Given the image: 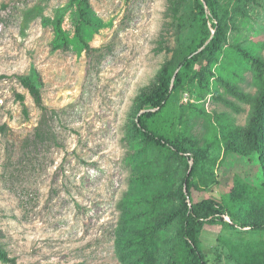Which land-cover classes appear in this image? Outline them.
Here are the masks:
<instances>
[{
    "label": "rangeland",
    "instance_id": "rangeland-1",
    "mask_svg": "<svg viewBox=\"0 0 264 264\" xmlns=\"http://www.w3.org/2000/svg\"><path fill=\"white\" fill-rule=\"evenodd\" d=\"M88 2L90 51L74 31L78 0H0V249L9 257L0 264H125L131 251L130 264L174 262L180 218L168 217L180 208L185 160L134 135L132 125L141 89L181 61L195 30L193 1L162 51L166 0ZM220 14L221 53L204 57L177 94L190 104L170 135L184 133L200 161L195 180L205 190L194 198L211 196L236 217L264 221V134L260 161L229 132L247 124L250 106L226 83L244 93L256 88L250 71L219 68L230 47L243 60L264 59V0H220ZM19 76L39 86L43 109ZM164 220L152 234L159 249L145 262L138 243ZM200 242L207 264H239L236 248L243 259L246 244L264 243V231L206 226Z\"/></svg>",
    "mask_w": 264,
    "mask_h": 264
},
{
    "label": "trees",
    "instance_id": "trees-1",
    "mask_svg": "<svg viewBox=\"0 0 264 264\" xmlns=\"http://www.w3.org/2000/svg\"><path fill=\"white\" fill-rule=\"evenodd\" d=\"M88 1L78 0V22L74 29L76 37L83 43L86 51L93 48L84 38V26L89 21L87 14ZM188 1L166 0V22H164L163 31L158 41L157 51L169 50L168 46H163V42H165L166 35L170 30L180 29L183 25V7ZM192 1L190 18L194 22L195 30L190 42L180 50L182 54L181 61L176 69H172L168 64H165L157 73L155 81L141 89L138 97L140 109L132 125L134 135L140 136L147 143L167 148L170 153L185 160V174L177 191L180 208L168 217L169 219L175 216L180 218V236L173 264H207L200 242L201 232L206 226H226L250 229L257 232L264 231V221L249 222L236 217L231 207L225 206L222 200L211 196L194 198V191L205 190L199 188L195 180L200 161L196 153L190 151L184 144L188 140L184 137V133H182L183 137L181 136L182 141L181 138H174L170 135L173 131L170 130V127L173 128L175 121L180 122L183 108L190 104L179 103L177 94L194 78L195 67L201 65L204 57L209 58L211 55L218 58L226 40L227 22L220 14V0ZM59 34L62 39L65 38L61 29ZM239 54H241V50L232 47L223 51L219 68L236 69V73L241 71L240 76L243 72L250 71L252 84L255 86L256 91L253 94L235 91L233 86L226 83V88L230 92L250 106L247 124L243 127H230L229 132L242 137L247 143V150L244 152L246 154H256L261 161L263 160L261 141L264 134V59L255 55L243 60ZM18 79L32 97L35 105L39 109H43L39 86L28 77L19 76ZM15 96L17 100L23 102V94L16 93ZM24 111L26 112L25 109ZM223 128H226V126H223ZM40 135H42V131L38 127L34 133L37 138L36 141L42 140ZM164 222L166 220L146 233L147 240H141L138 243L140 258H143L144 261L154 259V251L159 249V245L152 234L157 231V228L163 226ZM263 246L264 243L246 244L243 249V259L237 257L241 251L237 247L235 259L239 264H264ZM129 253L123 254L125 264L131 263L130 260H127L129 258H126ZM0 259L9 260L7 253L1 249Z\"/></svg>",
    "mask_w": 264,
    "mask_h": 264
}]
</instances>
